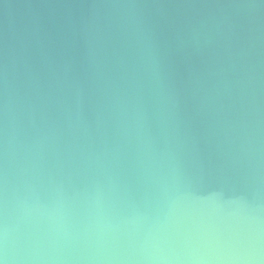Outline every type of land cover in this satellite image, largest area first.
<instances>
[{"label":"clouds","instance_id":"9594fccd","mask_svg":"<svg viewBox=\"0 0 264 264\" xmlns=\"http://www.w3.org/2000/svg\"><path fill=\"white\" fill-rule=\"evenodd\" d=\"M0 264H264V0H0Z\"/></svg>","mask_w":264,"mask_h":264},{"label":"water","instance_id":"95a60500","mask_svg":"<svg viewBox=\"0 0 264 264\" xmlns=\"http://www.w3.org/2000/svg\"><path fill=\"white\" fill-rule=\"evenodd\" d=\"M16 2H17V3H19V2H20V0H16Z\"/></svg>","mask_w":264,"mask_h":264}]
</instances>
